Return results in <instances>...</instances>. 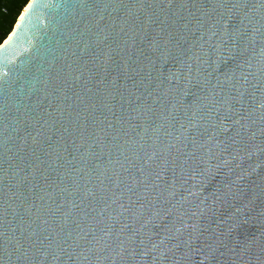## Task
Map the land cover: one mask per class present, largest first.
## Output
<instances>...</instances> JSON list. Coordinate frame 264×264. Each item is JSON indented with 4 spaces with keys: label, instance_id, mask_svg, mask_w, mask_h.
<instances>
[{
    "label": "water",
    "instance_id": "obj_1",
    "mask_svg": "<svg viewBox=\"0 0 264 264\" xmlns=\"http://www.w3.org/2000/svg\"><path fill=\"white\" fill-rule=\"evenodd\" d=\"M0 264H264V0H29Z\"/></svg>",
    "mask_w": 264,
    "mask_h": 264
},
{
    "label": "trees",
    "instance_id": "obj_2",
    "mask_svg": "<svg viewBox=\"0 0 264 264\" xmlns=\"http://www.w3.org/2000/svg\"><path fill=\"white\" fill-rule=\"evenodd\" d=\"M29 0H0V45L12 31Z\"/></svg>",
    "mask_w": 264,
    "mask_h": 264
}]
</instances>
